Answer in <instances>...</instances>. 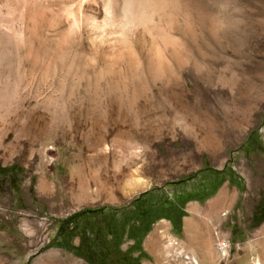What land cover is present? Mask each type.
I'll use <instances>...</instances> for the list:
<instances>
[{
	"label": "rangeland",
	"instance_id": "374dc122",
	"mask_svg": "<svg viewBox=\"0 0 264 264\" xmlns=\"http://www.w3.org/2000/svg\"><path fill=\"white\" fill-rule=\"evenodd\" d=\"M160 1L120 52L0 0V264L264 261V0Z\"/></svg>",
	"mask_w": 264,
	"mask_h": 264
},
{
	"label": "bare ground",
	"instance_id": "6f19581e",
	"mask_svg": "<svg viewBox=\"0 0 264 264\" xmlns=\"http://www.w3.org/2000/svg\"><path fill=\"white\" fill-rule=\"evenodd\" d=\"M167 3L160 0H43L40 4V7H44L43 14L41 18L33 15L31 27L40 30L53 43L66 42L76 38L85 42L86 45L90 46L89 48L92 47L94 50L108 47L111 51L122 50L120 52H123L125 49H129L131 45L138 44L145 39L158 22L160 23L165 18L170 17L167 15V7L170 5L175 6L177 2L172 1L170 5ZM55 10H57V13ZM64 14L69 15L72 19L65 21L62 18ZM172 23L171 25H173ZM148 52H150L149 49ZM153 54L156 55L157 53ZM1 100L0 98V107ZM224 198V195H220L216 202L212 204V208L221 207L220 204L225 201ZM209 213L207 214L210 216ZM195 222L197 223L196 220ZM205 236L211 237L209 234H205ZM219 248L222 258L230 256L229 243H220ZM212 257L214 256L212 255ZM260 258L258 257L253 264H264V261ZM191 261L194 264H200L197 256L192 257Z\"/></svg>",
	"mask_w": 264,
	"mask_h": 264
},
{
	"label": "built area",
	"instance_id": "2783aa9c",
	"mask_svg": "<svg viewBox=\"0 0 264 264\" xmlns=\"http://www.w3.org/2000/svg\"><path fill=\"white\" fill-rule=\"evenodd\" d=\"M220 243L226 244L227 242H226V241H222V242H220ZM220 243H219V247H220Z\"/></svg>",
	"mask_w": 264,
	"mask_h": 264
},
{
	"label": "water",
	"instance_id": "95a60500",
	"mask_svg": "<svg viewBox=\"0 0 264 264\" xmlns=\"http://www.w3.org/2000/svg\"><path fill=\"white\" fill-rule=\"evenodd\" d=\"M138 198H140V197H138Z\"/></svg>",
	"mask_w": 264,
	"mask_h": 264
}]
</instances>
